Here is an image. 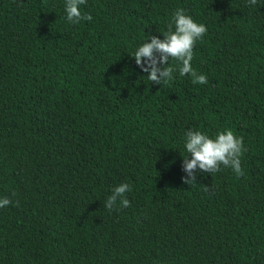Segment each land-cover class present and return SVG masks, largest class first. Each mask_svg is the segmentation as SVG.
Returning <instances> with one entry per match:
<instances>
[{"label":"trees","instance_id":"trees-1","mask_svg":"<svg viewBox=\"0 0 264 264\" xmlns=\"http://www.w3.org/2000/svg\"><path fill=\"white\" fill-rule=\"evenodd\" d=\"M65 7L0 0V264H264V0H86L78 24ZM178 9L207 28V84L172 59L152 84L133 57ZM229 129L243 175L184 183L186 133ZM122 183L130 207L109 210Z\"/></svg>","mask_w":264,"mask_h":264},{"label":"clouds","instance_id":"clouds-1","mask_svg":"<svg viewBox=\"0 0 264 264\" xmlns=\"http://www.w3.org/2000/svg\"><path fill=\"white\" fill-rule=\"evenodd\" d=\"M255 5L257 0H249ZM86 0H66L65 11L67 20L74 24L81 21H91L90 14L82 13L80 6ZM173 23L169 24L164 39L151 36L150 42L143 43L134 53L133 57L137 66L145 73L152 84L161 85L173 79L174 67L169 66L170 59L180 62L179 74L181 76L191 75L194 84H207L206 75L198 74L192 67L193 48L198 40L202 39L207 32L204 24L195 22L191 16L185 14L184 9H178L173 14ZM185 148L188 156L183 160V171L187 173L182 180L186 184L196 182L197 172L215 173L221 170V166L230 167L238 176L243 175L241 167V156L247 149L244 147L242 137H237L232 130H224L210 137L201 131L189 130L186 133ZM132 189L129 184L122 183L116 186L108 197L105 207L113 209L119 201L121 207H130V201L126 198V192ZM208 188L205 186V191ZM8 198H0V208L12 204ZM18 203V202H17Z\"/></svg>","mask_w":264,"mask_h":264}]
</instances>
